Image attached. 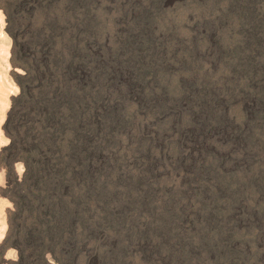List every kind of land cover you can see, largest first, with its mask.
<instances>
[{"label": "trees", "instance_id": "trees-1", "mask_svg": "<svg viewBox=\"0 0 264 264\" xmlns=\"http://www.w3.org/2000/svg\"><path fill=\"white\" fill-rule=\"evenodd\" d=\"M94 7L95 0H0L8 32L26 29L28 49L12 63L21 70L13 73L18 92L2 124L8 141L0 148V194L11 207L5 214L0 264H85L91 247L99 248L104 264H128L129 253L144 244L155 255L154 264H259L246 246L235 245L225 227L228 219L222 220L223 211L215 207L221 198L228 210L249 192L264 194V175L217 176L205 183L201 198L208 200L191 219L194 224L199 218L207 221L190 232L177 197L155 201L147 172L130 174L123 156L111 154L120 142L118 133L135 124L119 111L102 108L112 71L120 63L139 78L158 76V70L172 64L175 50L166 46V60L158 57L164 46L152 32L150 12L133 17L125 8L121 19L127 22L126 32L110 55L100 48L101 58L96 56ZM229 22L235 37L227 44L204 42L201 49L195 38L186 44L179 40V48L194 56L186 62L191 66L198 64V53L211 64L226 57L228 78L218 86L206 77L193 78L169 97L174 105L188 96L194 108L189 118L176 120L174 129L185 136L187 127L220 124L223 104L244 83V98L254 99L257 107L243 141L248 147L257 142L264 147V137L259 138L264 136V0H227L221 17L205 25L203 36L216 35ZM161 135L132 136L131 153L143 157L144 170ZM100 155L108 156L104 164L97 161ZM214 176L209 170L200 174L201 179ZM8 251L14 253L12 259H5Z\"/></svg>", "mask_w": 264, "mask_h": 264}, {"label": "rangeland", "instance_id": "rangeland-1", "mask_svg": "<svg viewBox=\"0 0 264 264\" xmlns=\"http://www.w3.org/2000/svg\"><path fill=\"white\" fill-rule=\"evenodd\" d=\"M154 5L157 6L156 9H153ZM225 5L227 0H95L93 8V17L96 18V27L99 29L94 54L100 58L99 49L103 48L107 55H110L118 37L126 32L127 22L121 19V11L125 8L132 10L133 17L140 12H150L152 32L155 39L162 41L164 46L158 57L162 56L166 60V46L168 49L174 47L175 52L170 59L173 60L172 64L167 69L165 64L164 68L158 70V76L150 78L147 75L139 78L135 72L118 63L107 82L108 93L102 108L107 111H119L132 118L135 123L133 128L118 133L120 142L112 149L111 154L123 156L125 167L130 174L147 172L146 182L152 188L155 201L165 197H177L178 209L186 211V221L183 225L185 230L190 232L196 228L200 229L202 224L206 223L205 220L207 221L199 218L194 224L191 219L199 215L200 204L208 200L201 198L205 183L216 181L217 176L225 179L230 177L233 180L248 179L254 173L264 175V147L258 142L248 147L243 141V135L247 131L246 124L251 122L257 107L254 99L249 96L244 98V83L237 87V94H232L223 104L224 118L218 122L220 124L187 127L183 132L185 136L178 135L174 126L179 123L176 121L178 118L183 120L191 116L194 108L190 98L183 97L174 105L167 102L168 98L177 95L190 79L206 77L210 84L217 86L227 81L226 57L223 56L211 64V61L198 53L195 56H201L203 59L200 57L198 64L191 66L186 62L192 61L194 56H187L185 50L179 48V40L186 44L190 38H195L200 48L205 45L204 42L211 43L214 47L216 42L227 44L230 39H234V32L230 31L232 22L219 26L216 35L209 33L206 37L203 36L205 25L217 21L223 14ZM258 9L261 12V4ZM8 31L5 16L0 9V148L8 141L4 136L2 124L11 98L18 92L13 73L21 72L12 63L18 61L17 55L20 53H28L24 42L26 29L15 34ZM242 81L243 79L237 80V85ZM158 133H162L161 140L153 146L152 160L147 171L144 170L143 157L131 153L134 145L132 136L144 135L151 138ZM107 158L106 155H100L97 161L104 164ZM16 170L20 173V165L16 166ZM206 170L216 176L211 180V177L201 179L200 174ZM2 185L3 173L0 171V186ZM10 207L8 199L0 194V241L6 230V210ZM216 208L223 211L220 213L222 220L228 219L225 227L235 237V245L246 246L251 256L255 254L257 263H263L264 194L249 192L228 210L226 199L221 198ZM98 249L90 248L84 256L85 264H104L98 257ZM154 256L149 246L144 244L139 250L131 251L127 261L128 264H154ZM13 257L12 251L5 255V259ZM209 260L213 258L210 257Z\"/></svg>", "mask_w": 264, "mask_h": 264}]
</instances>
